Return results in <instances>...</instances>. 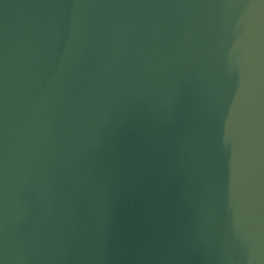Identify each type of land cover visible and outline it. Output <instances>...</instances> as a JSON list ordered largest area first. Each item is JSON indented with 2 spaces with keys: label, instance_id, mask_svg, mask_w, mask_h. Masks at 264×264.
<instances>
[{
  "label": "water",
  "instance_id": "95a60500",
  "mask_svg": "<svg viewBox=\"0 0 264 264\" xmlns=\"http://www.w3.org/2000/svg\"><path fill=\"white\" fill-rule=\"evenodd\" d=\"M0 264H264V0H0Z\"/></svg>",
  "mask_w": 264,
  "mask_h": 264
}]
</instances>
